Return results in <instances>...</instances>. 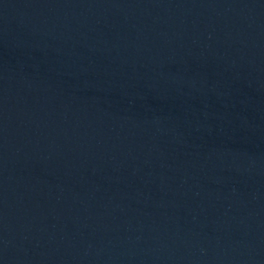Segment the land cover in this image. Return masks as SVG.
Listing matches in <instances>:
<instances>
[{"label":"water","instance_id":"obj_1","mask_svg":"<svg viewBox=\"0 0 264 264\" xmlns=\"http://www.w3.org/2000/svg\"><path fill=\"white\" fill-rule=\"evenodd\" d=\"M0 264H264V0H0Z\"/></svg>","mask_w":264,"mask_h":264}]
</instances>
